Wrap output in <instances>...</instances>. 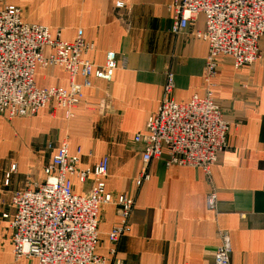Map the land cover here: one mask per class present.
<instances>
[{
  "label": "crops",
  "instance_id": "1",
  "mask_svg": "<svg viewBox=\"0 0 264 264\" xmlns=\"http://www.w3.org/2000/svg\"><path fill=\"white\" fill-rule=\"evenodd\" d=\"M172 2L0 0V10L19 8L26 23L49 28L53 39L72 43L81 34L95 45L85 58L95 72L104 71L109 54L117 63L110 79L94 74L72 118L55 104L30 118L9 120L0 114V264H38L14 258L13 196L44 182L45 168L63 144L70 156L81 152V169L108 159L106 191L135 199L129 232L116 245L108 234L121 223L118 210L100 206L97 256L118 264H214L223 232L230 238L231 264H264V40L261 59L251 66L236 70L231 58H220L208 86L203 80L208 44L195 36L205 29V19L173 34ZM53 53L44 50L46 57ZM169 75L178 104L212 92L230 125L228 149L211 167V180L202 170L167 168L159 160L150 164L151 180L137 189L144 148L135 138L146 134ZM34 82L40 90L70 89V76L61 67L37 66ZM75 82L82 84L83 78ZM13 166L16 171L6 185ZM87 189L73 180L75 195ZM212 190L217 211L206 203Z\"/></svg>",
  "mask_w": 264,
  "mask_h": 264
},
{
  "label": "built area",
  "instance_id": "2",
  "mask_svg": "<svg viewBox=\"0 0 264 264\" xmlns=\"http://www.w3.org/2000/svg\"><path fill=\"white\" fill-rule=\"evenodd\" d=\"M122 8V4L117 5ZM172 32L179 34L205 19V29L195 36L208 44L203 80L208 86L218 73L220 58H231L236 70L261 59L260 43L264 40V0H173ZM51 48L49 57L44 50ZM95 45L80 34L72 43L53 39L49 28L26 23L22 11L14 6L0 10V114L9 120L34 117L41 109L55 104L67 118L83 102V90L90 88L91 78L98 75L110 79L117 68L114 54L108 55L102 72H95L85 58ZM37 66L44 69L63 68L70 76V89L40 90L34 82ZM81 76L82 84L75 78ZM173 76H168L162 102L147 124L146 134L135 142L143 146L142 169L135 180L137 189L151 180L150 164L163 160L165 166L202 170L211 180V167L228 149L230 125L212 92L189 103L172 99ZM81 152L70 156L63 146L45 168L46 178L34 190L14 194L15 216L10 225L13 255L16 260L36 259L38 264H118L96 255L99 241V208L112 205L118 210L121 223L109 234L116 245L129 232L135 199L128 195L115 197L106 191L109 162L104 159L93 168L81 169ZM13 166L6 175L8 185ZM88 185L83 196L73 191V180ZM264 190V176H263ZM211 211L218 210V198L212 190L206 198ZM7 219V215H3ZM214 264H231L229 235L220 233Z\"/></svg>",
  "mask_w": 264,
  "mask_h": 264
}]
</instances>
